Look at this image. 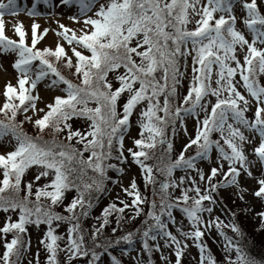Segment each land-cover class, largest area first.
<instances>
[{
	"label": "snow or ice",
	"instance_id": "snow-or-ice-1",
	"mask_svg": "<svg viewBox=\"0 0 264 264\" xmlns=\"http://www.w3.org/2000/svg\"><path fill=\"white\" fill-rule=\"evenodd\" d=\"M61 2L67 5L72 0ZM200 2L201 0H105L100 3L99 0H75L80 14L85 16L83 23L87 30H81L77 35L71 29L60 25L62 31L56 33L70 45L75 43L89 53L85 55L77 47H72L71 52L76 58L73 65L72 58L60 43H57L55 49L37 48V43L47 34L48 29L38 34L39 25L36 23L31 25L30 46L26 43V32L22 24L14 26L18 40L6 36L3 16L6 13L16 15L20 9L17 0H7V3L0 0V54L15 53L16 59L12 67L18 73L16 85L7 83L4 87L5 101L0 112L6 116L11 113L8 119L14 121L21 110L27 113L31 107L35 111L39 97L32 94L33 90L40 81L51 76L53 78L48 86L62 84L64 87L61 90L65 95L56 96L54 103L47 106L48 111L36 119L34 124L40 132L51 128L53 132L60 133L68 129L66 140L71 142L75 139L76 144L83 145V150H80L70 143L64 144L55 139L31 137L15 123L0 121V139L10 135L15 141L12 151L0 154V173L3 177L0 179V211L18 214L15 221L9 217L0 227V233L13 234L12 239L4 244L5 250L0 256V264H19L22 250H26L24 234L27 233L29 225H47L44 238L40 240L48 253L46 264H59L58 254L61 252L67 253L69 261L91 253L89 264H96L101 257L96 249L103 247L106 252L121 240L129 244L132 242L133 234L129 233L114 243H97L102 229L108 223V217L113 213L122 214L129 207L123 201V207L110 204L103 210V223L91 234L94 244L92 249L86 247L88 241L81 228L80 217H86L88 210L92 208L91 193L103 191L107 170L116 167L107 163L113 158L114 146L119 151L116 158L123 161L124 133L128 131L134 110L143 102H146V108L140 112V138L133 141L139 150L133 151L130 148L128 152L140 166L146 183H155L154 169L145 163L151 158L150 151L157 144L165 143V151H171L172 144L165 131L169 123L174 127L175 121L179 120L183 125L186 115L197 118L195 138L190 139L184 148L186 152L195 145V155L185 158L184 152H181L163 169H156L164 172L169 179L160 184L159 214L155 211L157 204L154 200L147 213L154 223L149 224L143 232L144 238L151 236L155 240L157 236L152 235V232L154 229L158 230L157 235H163L175 243L176 264H181L183 250L180 241L167 230V224L162 217L166 215L168 220H174L172 210L180 208L192 225V230L182 235L200 240L204 235L200 225L205 223L202 214L212 212V208L205 207L204 202H215L210 192L216 191L218 187H238V177L242 171L249 177L252 176L250 162L244 151V144L249 141L241 127L259 135V144L253 151L259 162L264 164V86L258 80V76L264 75V47L257 46L264 45V14H261L258 0H206V3L197 8ZM97 3L99 7L93 15L87 16ZM236 4L245 12L242 23L250 32L251 41L236 27L237 16L233 11ZM35 7L33 4L31 9L25 11L29 15H36L38 13L35 12ZM193 15L199 19L195 20V27L189 29ZM238 49H246L243 63L238 59ZM188 56H191L193 65L191 81L187 94L183 97V105L176 106L173 110L171 97L176 95L184 75L180 70V60ZM49 57L57 62L64 61L65 67L74 66L80 83H73L62 75ZM37 61L38 64H34ZM121 68L124 69L123 73L115 76L119 86L113 89L108 75ZM213 75L216 87H212ZM237 75L242 81V87L256 101L252 120L245 115L250 101L238 90L236 85L239 81H235ZM125 93L127 99L120 114L117 112V105ZM209 96L216 98L214 103H205V98ZM90 102H94L95 107H90ZM197 109L205 113L202 120L199 119ZM161 112L163 115L159 114ZM73 118L88 121V129L85 132L73 131L69 123ZM25 119L31 120V117L26 116ZM230 120L232 123H229ZM213 132L220 133L223 145L219 140L211 139ZM213 148L219 153L218 159L227 162L228 170L222 171L223 164L219 168L213 167L207 177L208 191L202 193L193 181V187L182 189L181 195L173 202L168 191L178 187L170 179L173 171L176 168L195 169L196 159H207ZM85 152L89 153L87 158L84 157ZM33 167L39 169L35 180L47 178L48 182L36 188L34 194L33 183L29 182L24 186L25 195L22 198L5 195L19 193L25 173ZM89 170L94 175L89 176ZM196 170L203 180L204 173ZM218 174H222L225 180L212 184V179ZM184 179L180 178L181 183ZM257 183L259 187L253 194L264 200V178L258 179ZM73 190L77 195L64 207L69 215L56 212L55 206L60 205L65 194ZM125 192L133 197L132 205L136 206V214L139 215L142 211L139 205L145 203L146 198L141 196L134 180L130 189H125ZM189 192H194L195 195L190 196ZM33 195L35 199H31ZM240 198L243 199V196ZM258 215L264 220V212ZM117 219L119 221V217ZM61 222L68 224L64 247H61L60 241L65 238L56 234ZM215 224L217 228L221 226L218 220ZM209 226L210 223L206 225ZM232 228L234 232H239L236 226L233 225ZM144 247L150 251L147 240ZM197 247L201 251V264L205 260L208 264H215L210 255L204 256L206 246L197 243ZM233 248L236 259L230 260L229 264H257L239 246L228 240L226 249ZM13 257L16 259L13 260ZM112 260L113 264H120L115 257Z\"/></svg>",
	"mask_w": 264,
	"mask_h": 264
},
{
	"label": "rangeland",
	"instance_id": "rangeland-1",
	"mask_svg": "<svg viewBox=\"0 0 264 264\" xmlns=\"http://www.w3.org/2000/svg\"><path fill=\"white\" fill-rule=\"evenodd\" d=\"M30 6H33V4L36 5L35 12L38 13L36 15H29L25 9H31L32 7H24L23 5H19V11L16 15L8 14L6 13L3 16L4 21V30L5 35L8 36L10 39L18 40L19 37L16 35L14 31V26L17 24H22L23 29L26 32V43L28 45H31V25L33 23H36L39 25L38 34L42 33L44 29H48L47 34L37 43V48H44L48 47L51 49H55L57 43H60L68 53V56L72 58L73 65H75L76 58L73 56L71 52L72 47H77L75 43L69 44L66 40H64L62 37L58 36L56 33L62 31L60 28V25H64L66 28L71 29L72 31L76 32L77 35L81 33V30H87L83 21L85 19V16H82L80 14L79 5L75 3V0H72L69 4L65 5L61 2V0H29ZM2 2L7 3V0H2ZM24 2H28V0H17V4H23ZM100 3L105 2V0H99ZM206 3V0H201L200 4L197 5V8H199L202 4ZM258 3L260 5V11L261 14H264V0H258ZM99 7V3L95 5V7L92 9V11H89L86 15L92 16L96 8ZM234 14L237 16V24L236 27L243 32V34L246 36L249 41H251L252 37L250 32L244 27L242 20L245 16V12L242 10L241 6L239 4L234 5ZM217 18L219 16V13L216 14ZM71 17H76V20L71 19ZM199 19L198 16L193 15L192 16V22L188 25L191 29L195 27V20ZM71 35V33H69ZM258 47H264V45H257ZM191 45L189 44V48ZM77 50L82 51L83 53H86L87 51L77 47ZM246 51V49L244 50ZM244 51L237 50V56L238 59H240L241 63H243V55ZM194 55V53H193ZM16 59L15 53H7V54H0V104L3 102V99L5 98L3 96V90L7 83H11L13 85H16L17 83V77L18 73L16 70L12 67V64L14 63ZM182 72L184 73L183 77L181 78V82L178 85L177 89L179 92V95L184 97L187 94V90L191 81L192 76V59L191 56H188L186 59L182 58ZM35 64V62H34ZM234 66V65H233ZM74 68V66H73ZM120 74V71L111 73L113 77ZM263 81H264V75H262ZM52 77L49 76L45 80H42L38 83L37 88L33 90V95H38L39 99L36 101V110L33 111L31 107H29V111L25 113L26 116L31 117V124L33 127L37 128L34 124V121L36 119H39L43 116L44 112L48 110V105L51 104L54 101V98L56 96H64L65 93L61 90L63 86L61 84H58L56 86L49 87L51 83ZM235 81H239L237 83L238 90L245 95L246 98L249 99V107L248 111L245 113L246 117L249 120L254 119V113L256 109V101L253 100L249 94L246 92V90L242 87V81H240L239 75L235 77ZM114 86L119 85L118 81L113 83ZM212 87H216L215 85V75H213V81H212ZM125 99V95H123L120 98V102H123ZM215 97L209 96L205 98V103L215 102ZM144 103V102H143ZM143 103L137 106V108L134 110L130 126L128 128V131L124 133V140H123V153L124 158L123 161H120V169L122 171H117L114 175V180L109 184L107 193L104 197H102L97 204H95L90 211L88 212L89 220H95L98 222L100 221L101 215L103 213V208L108 204L109 201H111L113 198L120 197L122 194H125V189H130V185L132 181L134 180L136 182V185L139 186V184L142 181V176L144 173L141 171V168L138 164H136L130 153L128 152V149H133V151H137V147L133 143L135 139L140 138V127H139V120H140V111L143 106ZM43 111H40V110ZM174 110V109H173ZM199 113V119L202 120L204 118L205 113L200 112L199 109H197ZM24 113V112H23ZM229 123H232L230 120ZM82 123L80 121H77L74 125V122L72 124L73 127L77 128L78 126H81ZM196 128H197V118L191 115L184 116L183 119V125L179 123L176 129L173 130V136L172 138L167 136V139L171 142L172 148L170 152H167L169 157H171L173 154V151L175 149V159L180 155L181 152H184L185 145L189 143L190 139L195 138L196 134ZM37 135H39L40 130L37 128ZM82 131V130H81ZM241 131H243L244 135L248 137V141L244 144V151L248 158V161L250 162V171L252 172V176L249 177L246 173L243 171L241 172V175L238 177V187L236 185L226 186V187H218V194L221 197H233L235 198L236 204H251L256 205L261 208L263 205L262 200L255 197L253 194L259 187L257 180L264 178V164L260 163L257 159L256 155L254 154L253 149L259 144V135L254 133L253 131H250L249 129L241 127ZM216 136L218 137L217 140H221L220 133L215 132ZM223 143V142H221ZM166 144V143H165ZM15 146V141L12 139V137L6 136L3 139H0V154H6L8 151H12ZM167 146V144L165 145ZM226 150L227 146L225 145ZM163 149V148H162ZM195 155V154H194ZM192 155V156H194ZM219 153L218 151L213 148L212 151L209 153V157L207 159H200L197 158L195 161L196 168L195 169H185V168H176L171 176V180H174L178 187L171 188L169 191L171 197H174L173 199H176L179 197L180 191L182 188H191L193 187V181H195V184L200 187L201 192H205L209 190V181L207 177L211 174V169L213 167L219 168L221 164H223V172H226L228 170V164L226 161L219 160ZM175 159H172L171 161H174ZM149 165V164H148ZM150 166V165H149ZM165 167V166H164ZM163 167V168H164ZM160 168V167H158ZM162 168V169H163ZM200 170L204 173V179L201 180L200 175L198 174L197 170ZM37 174V170L35 167L29 169V178L34 179ZM184 177V181L181 183L180 178ZM2 173H0V179H2ZM163 178V176L159 175L158 179ZM220 181H218V180ZM166 180V179H164ZM225 180V177L222 174H218L216 177H214L211 181L212 184H218ZM215 181V182H214ZM167 182V181H166ZM246 190V191H241ZM157 192V191H155ZM158 196L151 200L152 202L155 200L157 207L155 209L156 213L159 214V203H160V194L156 193ZM214 203L211 201H205L204 206L205 207H211L212 212L211 213H203L202 219L205 222L204 224L200 225L201 230L204 232V235L200 238L199 241H196L192 238H186L182 233L189 232L192 230V225L187 219L186 215L180 210V208H173L172 215L174 217V220H168L167 216L164 215L162 219L167 224V230L174 235L178 241H180V245L182 248V258H181V264H187V261L190 264H201V251L200 248L197 247V243H200L204 246L208 245L212 253L215 255L216 258H218V261L221 262L224 260H227L229 255L231 256L232 253L230 250L226 249V243L227 240L219 233L218 228L216 225L213 224L215 221H227L229 220V216L226 212V209L222 205L221 202L216 201V196L213 195L212 192H210ZM243 196V199L240 197ZM70 197H68L69 199ZM151 204L149 203V210L151 208ZM149 212V211H148ZM16 213H12L11 215L7 212H0V227L4 224L5 220H7V217L15 218ZM227 216V217H224ZM87 217V218H88ZM147 220V219H146ZM129 223V221H127ZM211 224V226L206 227V225ZM66 223L61 222L59 225V231L60 232H66ZM112 225V224H111ZM149 223L143 228L144 230L136 231V240L133 241L128 245L127 249H122L120 254V257L127 263V264H176V245L175 243L168 240V238L164 237L163 235H157L158 230H154L152 232V235H156L157 238L155 240L150 239L152 243V253L151 255L147 254V250L144 247L145 244V238L143 237V232L147 229ZM143 227V226H142ZM142 227L140 229H142ZM35 225H29V231H30V238L29 242L26 245V250H24L23 257H21V264H33L35 261L36 254L38 253L40 257L44 256L45 254V248L40 243V240L42 239L43 233L42 229H39ZM113 229H116L115 232H113ZM90 230V229H89ZM110 233V236L114 239L118 238L116 235L118 233V227L114 224L112 226H109L107 229ZM107 231V232H108ZM121 238V237H119ZM134 239V238H133ZM132 239V240H133ZM6 241H10V237L8 235H4L0 233V256L3 255L4 252V244ZM65 242L63 241V244ZM186 245V247H185ZM90 258H91V253ZM210 252L207 250L204 253V256H209ZM211 256V255H210ZM226 257V258H225ZM79 259H82V264H84V261L87 258V256H83L79 258V256L73 258L69 263L75 264ZM231 259V258H230ZM102 264H113L112 257L109 256L107 253H104L102 256ZM68 263V264H69ZM229 264V261L226 262ZM204 264H208L207 260L204 261Z\"/></svg>",
	"mask_w": 264,
	"mask_h": 264
},
{
	"label": "trees",
	"instance_id": "trees-1",
	"mask_svg": "<svg viewBox=\"0 0 264 264\" xmlns=\"http://www.w3.org/2000/svg\"><path fill=\"white\" fill-rule=\"evenodd\" d=\"M188 28L191 29L189 26H188ZM40 49H43V48H40ZM84 54L89 55L88 52H86ZM49 59L55 64V66L58 68V70L67 79L71 80L73 83H76V84L80 83V78L75 74V68L65 67L64 61L57 62L52 57H49ZM37 64H38V62H37ZM182 68H183V66H182V63L180 62V70H182ZM118 71H120V74H122L124 69L121 68ZM258 80H259V83L262 86H264V81H263L262 75L258 76ZM108 81L110 83H112V85L114 82H116L115 77H113L111 75V73H109V75H108ZM118 86L119 85H117V86L113 85V89H115ZM124 95H125L124 101L120 102V100H119L118 105H117V112L120 114H122V106L127 99V93H125ZM160 100H161V104H162L163 103V97H161ZM4 101L0 104V107L3 106ZM171 102H172V108L173 109H175L176 106L183 105V97L179 95L178 89H177L176 95L174 97H171ZM52 103H54V102H52ZM89 106L95 107V103L90 102ZM144 108H146V102L143 103L141 110ZM23 112L24 111H22V110L19 111L17 113V116H16L14 121H9V119H8V116H10L11 113H8V115L6 116L3 112H0V121H4L5 123H15L16 125L19 126V128L24 133H26L27 135H29L31 137H38L39 136V137H42L43 140L55 139L57 142H62L64 144L70 143L73 146H75L76 148L83 150V145L76 144L75 139H73L71 142L66 140L68 129H65L63 132H60V133H55L52 131L51 128H49V129H46L44 132H39V135H37V131H38L37 128L32 126V124H31L32 122L30 120L25 119L26 115H25V112L24 113ZM159 114L163 115L162 112ZM77 121H80L82 123V125L78 126L77 128L72 126V130L73 131H76V130L81 131L82 130L81 132H85L88 129V123L89 122L86 121L85 119L73 118L71 121H69V123H71V125H72L74 122V125H75V123ZM130 121H131V117H130ZM179 123H180V121L176 120L174 127H173L172 123L170 122L169 126H167L166 130H165L166 136L172 138V136H173L172 128H173V130L176 129L177 126L179 125ZM211 139H213V140L218 139L215 132H213L211 134ZM221 142H223V141L220 140V143ZM221 144L223 145V143H221ZM165 145L166 144H163V145L157 144V147L154 150L150 151L151 158L149 160L145 161L146 164H149L154 169L153 176L155 177V183H146L144 175H143L142 181H141L142 184L137 186V190L140 192L141 196L146 198L145 203L139 205V207L142 209L141 213L139 215L136 214V210H135L136 206H133L129 202V200L133 199V197L129 196L127 193L122 194L120 197L113 198L111 201L108 202V204L103 208V210L106 207H108L110 204H116L118 208L123 207V204L121 203V201H123L124 203H127L129 205V207L126 208L122 214L113 213L111 216L108 217V223L102 229V232L97 239V243H100L102 245L105 244V241H112L114 243L116 240L119 239V237H123L129 233L133 234V238H134L132 240V242H133L136 240V234L138 231L144 230L143 228L148 223L149 224L154 223V221H152L148 217L147 213L149 210V203L151 204V200L155 199L158 196L156 193H159L160 197H161L160 186L158 185V182H159L158 176L159 175L163 176V178L166 179L167 181L169 179L164 172L156 171V169L158 167H160V169H162L166 164L172 162L171 160L175 159V156H176L175 149H174V151H173L174 155L169 157L168 153L165 151L167 149V146H165ZM195 153H196V146L194 145L190 149H188L186 152H184V155H185V158H188V157H191L192 155H194ZM88 155H89V153H87V152L84 153L85 158H87ZM118 156H119V151L117 150V147L114 146L113 152H112L113 158L110 159L109 161H107V163H111V164L115 165L116 167L113 169L107 170V179H105V181H104L103 191L91 193L92 207L95 204H97V202L102 197H104L106 195L109 184L114 180V175L117 172V169H120L119 163H120L121 159H117L116 157H118ZM35 169L37 170V174H38L39 169L36 167H35ZM88 175L92 176L94 174L92 173L91 170H89ZM216 180H218V179H216ZM218 181H220V180H218ZM29 182L33 183L32 191L34 194L36 188L42 187L45 183L48 182V180H47V178H42L39 181H36L35 178L30 179L29 178V170H28L25 173V176L22 180L21 191L19 193H5V195H15L18 198H22L25 195L24 186L26 184H28ZM216 183L218 184V182H216ZM182 189H186V185ZM182 189H181V191H182ZM170 190H171V188L168 191H170ZM155 191H157V192H155ZM181 191H180L179 196L181 195ZM202 193H204V192H202ZM212 193H213V195L215 194L216 201H219L222 203V205L226 209V212L229 216V220L227 219V221H223V220L219 221L221 224V226L218 228L219 233L227 240V242H228V240H231L233 245L239 246L244 253H246L249 257H251L255 261H257V264H264V227H262V223H264V220H262V218L258 215V213L264 212V200H262L263 205L259 209V207L256 205L236 204L235 200H234L235 198H233V197L224 198V197L219 196L218 188L216 191H212ZM76 195H77V193L74 190L67 192L65 194V198H64L63 202L60 205L55 206L54 210L56 212L60 213L61 215H65V216L69 215V213L65 212L64 207L67 204H69L71 202V200L73 199V197H75ZM189 195L194 196L195 193L189 192ZM87 196H88V194L86 193V197ZM68 197H70V198L68 199ZM171 198L174 202L175 199H173V198H175V196L171 197ZM31 199H35L34 195L31 197ZM44 203H47V201H44ZM77 211H79V209ZM89 211H90V209L88 210V212ZM0 212H3V211H0ZM8 213L11 215L13 212L9 211ZM87 217H88V215L86 217H83V216L80 217V225H81V228L84 231V235L88 241L86 247L89 249H92V248H94V244L92 242V235L91 234L95 230V228H98L100 226V224L103 223V218L101 215V218H100V221L98 224L97 221L91 220V219L89 220V217L88 218ZM118 217H119V221L117 219ZM224 217H227V216L224 215ZM17 218H18V214L16 213L15 219L13 221H15ZM127 221H129V223H127ZM215 222H213L214 225H216ZM111 224L112 225L115 224L118 227V233L116 235L118 238H116V239L112 238L110 236L109 231L107 230L109 226H112ZM233 225L239 229L238 233L233 231V228H232ZM66 227L68 228V224L66 225ZM141 227H142V229H140ZM27 228H28V231L26 234H24L25 245L28 244L29 238H30L29 226H27ZM38 228L42 229V233H43L42 239H43L44 238V232L47 230V225L42 224ZM67 228H66V232H60L59 227L57 228V231H56V234L61 235L65 238L64 240L60 241L61 247H64V245L67 242ZM154 230H153V232H154ZM7 235L10 238H12V236H13L12 233H9ZM150 237L145 238V240H147V244L150 248V251L147 250L148 255H151V253H152V243H151ZM63 241L65 242L64 244H63ZM128 245H129V243L121 240V242L119 244L114 243V246L108 248V250L106 252L104 251L103 247L96 249V251L101 253L100 260L97 261L96 264H102V262H103L102 256L104 253H107L111 257H115L117 260L120 261V264H127L120 257L121 252H119V251H122V249L127 248ZM206 248L210 252V255L213 258V260L215 261V264H228L226 262H228L230 260L234 261L236 259V253H235L234 248L232 250H230L232 255L231 256L229 255L227 260L222 261V259H221V262L218 261V258L215 257V255L212 253V251L210 250L208 245H206ZM225 251L227 252V249H225ZM23 252H24V250H22V253ZM22 253H21L20 258H19V264H21V257H23ZM47 256H48L47 252L42 257H40V255L37 254L36 259L33 262V264H46ZM80 257H83V256H79V258ZM87 258L89 259V261H88V259L85 260L84 264H89V262L92 259V257L90 258V255H88ZM181 258H182V256H181ZM181 258H180V260H181ZM12 259L15 260L16 257H13ZM58 261H59V264H68L70 262L67 258V253H65V252H61L58 254ZM69 264H71V263H69ZM187 264H190V263L187 261Z\"/></svg>",
	"mask_w": 264,
	"mask_h": 264
},
{
	"label": "water",
	"instance_id": "water-1",
	"mask_svg": "<svg viewBox=\"0 0 264 264\" xmlns=\"http://www.w3.org/2000/svg\"><path fill=\"white\" fill-rule=\"evenodd\" d=\"M75 264H80V260H79V261H77Z\"/></svg>",
	"mask_w": 264,
	"mask_h": 264
}]
</instances>
